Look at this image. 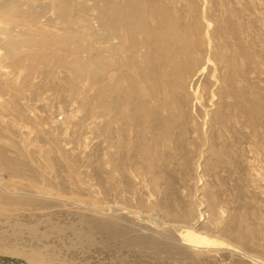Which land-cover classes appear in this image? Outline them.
Listing matches in <instances>:
<instances>
[{
	"label": "rangeland",
	"instance_id": "374dc122",
	"mask_svg": "<svg viewBox=\"0 0 264 264\" xmlns=\"http://www.w3.org/2000/svg\"><path fill=\"white\" fill-rule=\"evenodd\" d=\"M0 256L264 264V0H0Z\"/></svg>",
	"mask_w": 264,
	"mask_h": 264
},
{
	"label": "bare ground",
	"instance_id": "6f19581e",
	"mask_svg": "<svg viewBox=\"0 0 264 264\" xmlns=\"http://www.w3.org/2000/svg\"><path fill=\"white\" fill-rule=\"evenodd\" d=\"M0 260L3 262V264H23V262L21 261L2 257V256H0Z\"/></svg>",
	"mask_w": 264,
	"mask_h": 264
}]
</instances>
